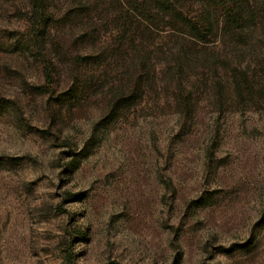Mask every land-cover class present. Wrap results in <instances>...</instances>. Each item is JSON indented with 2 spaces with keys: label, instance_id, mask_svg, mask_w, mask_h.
Wrapping results in <instances>:
<instances>
[{
  "label": "rangeland",
  "instance_id": "rangeland-1",
  "mask_svg": "<svg viewBox=\"0 0 264 264\" xmlns=\"http://www.w3.org/2000/svg\"><path fill=\"white\" fill-rule=\"evenodd\" d=\"M17 1L0 0V264H264V40L216 62L214 88L244 61V94L222 107L202 95L182 138L150 98L116 115L100 90L76 109L57 101V76L11 47Z\"/></svg>",
  "mask_w": 264,
  "mask_h": 264
},
{
  "label": "trees",
  "instance_id": "trees-1",
  "mask_svg": "<svg viewBox=\"0 0 264 264\" xmlns=\"http://www.w3.org/2000/svg\"><path fill=\"white\" fill-rule=\"evenodd\" d=\"M16 7L25 29L11 47L38 60L51 85L57 76L55 89L64 86L57 101L76 109L100 90L106 114L116 115L150 98L152 111H171L182 138L195 128L202 95L222 107L244 94L237 77L244 61L214 88L212 78L227 77L216 62L251 59L254 42L264 40V0H19ZM118 59L126 76L116 80ZM254 60L245 62V76L258 72Z\"/></svg>",
  "mask_w": 264,
  "mask_h": 264
}]
</instances>
